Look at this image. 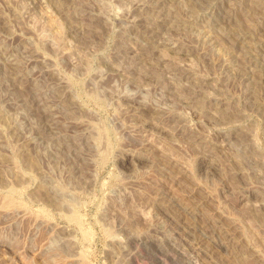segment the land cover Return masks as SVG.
Wrapping results in <instances>:
<instances>
[{
  "label": "rangeland",
  "instance_id": "374dc122",
  "mask_svg": "<svg viewBox=\"0 0 264 264\" xmlns=\"http://www.w3.org/2000/svg\"><path fill=\"white\" fill-rule=\"evenodd\" d=\"M0 264H264V0H0Z\"/></svg>",
  "mask_w": 264,
  "mask_h": 264
}]
</instances>
